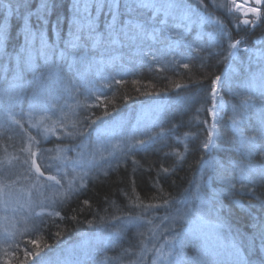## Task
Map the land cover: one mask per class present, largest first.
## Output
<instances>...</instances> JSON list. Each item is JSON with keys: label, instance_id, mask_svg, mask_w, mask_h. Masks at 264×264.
<instances>
[{"label": "trees", "instance_id": "1", "mask_svg": "<svg viewBox=\"0 0 264 264\" xmlns=\"http://www.w3.org/2000/svg\"><path fill=\"white\" fill-rule=\"evenodd\" d=\"M109 2L98 13L92 0L84 13L99 41L84 32L66 50L73 0H51L43 25L40 0H0L14 18L0 23V186L10 193L0 204V264L25 252H39L26 264H152L149 244L160 237L171 253L164 264H264V153L241 147L242 138L264 144V15L245 26L231 0H185L223 30L185 27L118 0L113 31ZM26 17L56 48L45 61L33 41L31 67ZM32 159L60 184L37 177ZM202 202L208 226L195 220ZM185 207V222L163 219Z\"/></svg>", "mask_w": 264, "mask_h": 264}, {"label": "snow or ice", "instance_id": "2", "mask_svg": "<svg viewBox=\"0 0 264 264\" xmlns=\"http://www.w3.org/2000/svg\"><path fill=\"white\" fill-rule=\"evenodd\" d=\"M255 2L256 4H261V3H264V0H255ZM203 3H204V0H198L199 5L202 6ZM231 5L237 8L242 7V5L236 4V0H231ZM91 6H92V0H84L83 6H82V0H73V3H72L73 16L71 20L72 30L70 32V39L66 41V45H65L66 50L68 48L76 50L78 48V44L81 39V33H84V32L87 33V39L95 40L97 42L99 41L100 39L99 35H95V28H94L93 20L90 17H87L84 15V13H87L89 11ZM104 6H105V0H95V7L98 13L101 10H103ZM213 6L224 7L225 5H216L215 0H213ZM50 7H52L51 0H40V4L36 10L35 15H36L37 20L41 23V25L47 23V15H48ZM117 7H118V0H110V2L108 3V9L109 11L112 12V22L109 25V28L112 29L113 31L115 30V26H116L117 19H118V12L115 10ZM126 7L130 11L136 10V9L150 11L152 13V19L154 20L159 15L162 14L163 19L160 20V23H163V24H167L169 17H171L173 20L179 19L181 24L185 25V27L191 26L194 23H200V24L215 23V24L220 25L221 30H223V24L220 20L218 19L213 20L210 15H207V16L202 15L198 11V9H194L190 5V3H186L185 0H131V2L126 5ZM229 11H231V8H229ZM248 12H252L253 15H255L256 17L260 16L259 9L255 7H250V8L245 9V15H247ZM176 13H179L178 17ZM24 23H25L24 51L27 53V59L25 61V64L28 67H31L33 41L39 38L40 52H41V55L44 57L45 61H47L50 55L56 52V48L54 45H49L47 41L45 40L44 30L42 26L39 27L36 31H33L29 27L27 17L25 18ZM60 23L61 21L59 17H57V21H56L57 28H59ZM243 23L247 25L249 23H253V21H249L245 19ZM136 27L140 28L141 26L136 25ZM121 31H123V29H121ZM6 39H7L6 30L4 28H0V48L3 47V43ZM236 46L237 45L235 43H231L229 45L231 49H235ZM65 55H66V51L60 52L61 58H64ZM228 55L232 56L234 55V53L229 51ZM17 63L18 64L20 63L19 55L17 56ZM184 66L188 67V65H184ZM5 71H7V69H5ZM262 76H264V73H262ZM19 79H20V76H19V73H17L16 75L13 76V82L10 83V87L8 90L10 93L9 95L10 101L12 99L11 93H14L18 87H21V85L17 83ZM117 83H119V81H117ZM32 107H34V105ZM30 114H31V110H30ZM9 115H11V113H9ZM45 118L46 117H41V122ZM16 122L19 123V121H16ZM262 128H264V122H262ZM69 135H71V133H69ZM136 143L143 144L145 143V141L138 140L136 141ZM205 147H207V144L205 145ZM241 147L244 148L249 154H251L254 151H257L258 149L261 153H264V144L257 143L256 137L242 138ZM28 151H30V149H28ZM35 155L36 154L34 152L31 153L32 157H35ZM24 162L27 163L28 162L27 159H25ZM31 165L35 167L36 172L39 173L40 176L45 175V173L41 171L40 165L37 164L35 159H32ZM260 174H261V177L264 178V170H261ZM46 178L50 181H55L57 184H60L61 182L60 180L56 178L55 175H48ZM5 189H6V186H0V204L6 203V197L10 195V193L6 191ZM85 203H87V201H85ZM168 203H169L168 201H165V204H168ZM148 207H156V206L148 205ZM209 210L210 209H209L207 202H202L200 209H199L200 217L203 218L204 213ZM189 211H190V208L188 207H185L183 210L178 209L177 214L175 216H171V217L165 216L163 219L164 220L171 219L172 224L175 225L178 221H183L188 216ZM56 215H59V213L57 212ZM149 223H151V221H149ZM140 235H143V233H140ZM172 239L175 240L176 237L174 236L172 237ZM32 255L38 256L39 252H36V253L25 252L24 253L25 259L20 260L19 264H26L27 259L31 257ZM170 255L171 253H165L162 250L158 251L157 253L158 258H163V257L170 256ZM152 264H157V260H153Z\"/></svg>", "mask_w": 264, "mask_h": 264}, {"label": "rangeland", "instance_id": "3", "mask_svg": "<svg viewBox=\"0 0 264 264\" xmlns=\"http://www.w3.org/2000/svg\"><path fill=\"white\" fill-rule=\"evenodd\" d=\"M236 4L237 5H242V7L241 8H237V7H235V8H237V10H238V12H240L241 13V16H242V24L243 25H245V26H250V25H252V24H254L256 21H259L261 18H263V15H264V13H263V6H264V3H261V4H256V2H255V0H248V1H246V0H236ZM250 7H255V8H257V9H259V11H260V16L259 17H256L255 15H253V13L252 12H248L247 13V15H245V9H247V8H250ZM245 19H247V20H249V21H253V23H249V24H244L243 23V21L245 20ZM235 44L237 45L236 46V48L233 50V53L236 55L237 54V49H238V43L237 42H235ZM220 85V81L219 80H217L216 81V87H217V85ZM214 88V92H215V90L217 89V88ZM218 91H219V88H218ZM217 91V92H218ZM215 107H214V109L212 110V113L213 114H215V113H217V108H216V106L217 105H214ZM210 128H211V131L213 132V136H214V134H215V132H216V127H215V125L212 123L211 125H210ZM52 171H54V172H56L55 170H52ZM56 176V178L58 179V176L57 175H55ZM199 212V211H198ZM204 217V216H203ZM187 218V217H186ZM186 218L183 220V221H178L175 225H173V226H176V225H178L179 223H183V222H185V220H186ZM195 220L198 222V223H200V225H202V226H208V225H211L212 223L211 222H209V221H206L205 219H203V218H201L200 217V214L197 216L196 215V218H195ZM167 244H168V240L167 239H165V238H161L160 237V239H159V242H158V239L156 240L155 238H152L151 239V243L149 244L151 247H153V248H155L154 249V253L155 252H157L158 253V251H163L164 250V248L167 246ZM142 248H143V246L141 245L140 246V251L139 252H141L142 251ZM145 254H144V256L142 257V260H143V258H145ZM155 259H157V264H164V257L163 258H158L157 256H156V258ZM162 260V261H161ZM172 261L175 263V259H172ZM139 264H142L141 262H139Z\"/></svg>", "mask_w": 264, "mask_h": 264}, {"label": "bare ground", "instance_id": "4", "mask_svg": "<svg viewBox=\"0 0 264 264\" xmlns=\"http://www.w3.org/2000/svg\"><path fill=\"white\" fill-rule=\"evenodd\" d=\"M246 1H248V0H246ZM5 14H6V12H4L3 10L2 11L0 10V23H3V21H5V23H3V24H6L7 22H8V24L14 22L13 17H11L10 15H7V14L5 15ZM0 25H2V24H0Z\"/></svg>", "mask_w": 264, "mask_h": 264}, {"label": "water", "instance_id": "5", "mask_svg": "<svg viewBox=\"0 0 264 264\" xmlns=\"http://www.w3.org/2000/svg\"><path fill=\"white\" fill-rule=\"evenodd\" d=\"M213 108H214V107H213ZM36 162H37V161H36ZM37 164H38V163H37ZM38 165H39V164H38ZM40 169H41V168H40ZM41 171H42V169H41ZM34 172H35L38 176H40L39 173L36 172L35 167H34ZM42 172H43V171H42ZM41 177H43V176H41Z\"/></svg>", "mask_w": 264, "mask_h": 264}]
</instances>
